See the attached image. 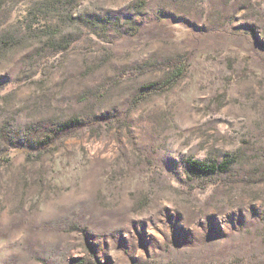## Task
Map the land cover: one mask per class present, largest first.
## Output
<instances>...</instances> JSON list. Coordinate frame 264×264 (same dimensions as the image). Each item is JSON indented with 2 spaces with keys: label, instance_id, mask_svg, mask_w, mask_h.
<instances>
[{
  "label": "rangeland",
  "instance_id": "rangeland-1",
  "mask_svg": "<svg viewBox=\"0 0 264 264\" xmlns=\"http://www.w3.org/2000/svg\"><path fill=\"white\" fill-rule=\"evenodd\" d=\"M0 264H264V0H0Z\"/></svg>",
  "mask_w": 264,
  "mask_h": 264
},
{
  "label": "trees",
  "instance_id": "trees-1",
  "mask_svg": "<svg viewBox=\"0 0 264 264\" xmlns=\"http://www.w3.org/2000/svg\"><path fill=\"white\" fill-rule=\"evenodd\" d=\"M87 122L81 121L77 118L68 119L55 125L52 121L38 122L36 124L27 125L25 127L27 139L39 138V143L43 144L44 148L51 147L56 140L63 136L70 134L78 128L86 125ZM233 162L232 158H225L222 161L212 160H195L186 158L184 164L187 171L194 176H206L215 174L227 168Z\"/></svg>",
  "mask_w": 264,
  "mask_h": 264
}]
</instances>
